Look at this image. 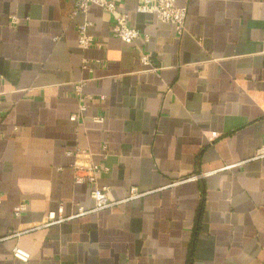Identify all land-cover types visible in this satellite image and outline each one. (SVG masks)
Wrapping results in <instances>:
<instances>
[{
	"label": "crops",
	"instance_id": "obj_1",
	"mask_svg": "<svg viewBox=\"0 0 264 264\" xmlns=\"http://www.w3.org/2000/svg\"><path fill=\"white\" fill-rule=\"evenodd\" d=\"M139 1L118 11L149 39L127 44L98 5L0 0V264H264V0H177L182 34ZM84 150L113 198L145 195L37 228L95 207Z\"/></svg>",
	"mask_w": 264,
	"mask_h": 264
},
{
	"label": "built area",
	"instance_id": "obj_2",
	"mask_svg": "<svg viewBox=\"0 0 264 264\" xmlns=\"http://www.w3.org/2000/svg\"><path fill=\"white\" fill-rule=\"evenodd\" d=\"M176 2L177 0H140L137 6V11L141 13H153L160 21L173 23L176 26L177 31L182 34L185 30L188 11L186 6H178ZM92 4L100 6L114 17L112 28L113 35L124 43L133 44L140 37H144L145 40L149 39L148 33L142 32L140 29L129 23V15L127 13L118 11L119 0H74L72 15L74 16L77 13H87L90 5ZM11 20L14 25L20 22V19L17 16H12ZM91 24L92 23L89 20H86L78 26V42L82 48H90L93 46L102 47V44L98 43L95 37L90 33ZM57 39L58 37H55V40ZM140 59L144 64L151 65V60L147 54H142ZM86 64L87 60H85L84 65L86 66ZM83 86L84 82L76 85V90L79 94L81 93ZM85 99L86 98L84 96L80 97L81 101H84ZM81 109H85L84 104H81ZM71 118L72 120H77L78 114H73ZM95 119L97 121L102 120L101 117H96ZM217 136H219V133H212L213 138ZM68 154L72 153L69 152ZM74 156L77 159H81L79 162L76 160L73 165L75 171V182L78 184H86L90 187V194L95 201V207L92 210H87L81 206L76 214L62 218H57L55 213L52 212L47 216L46 221L36 225L37 228L53 223H60L64 220L80 217L91 212L112 209L125 201L136 199L145 195V193H141L136 187H133L130 195L126 199L118 200L113 198L110 194V188L100 186L98 183V176L102 170L105 169H103L101 165L94 163L90 158L89 152L85 150L77 151ZM253 159H264V146L257 150ZM27 208L28 204L26 202L19 203L14 209V215L16 217H21ZM13 255L21 261H28L30 258L29 252L19 246L14 247Z\"/></svg>",
	"mask_w": 264,
	"mask_h": 264
}]
</instances>
